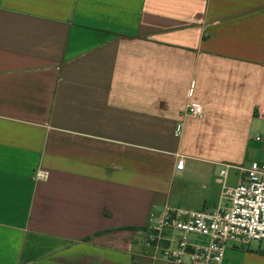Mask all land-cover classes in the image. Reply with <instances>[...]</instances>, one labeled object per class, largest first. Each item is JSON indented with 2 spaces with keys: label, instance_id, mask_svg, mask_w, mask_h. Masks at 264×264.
<instances>
[{
  "label": "crops",
  "instance_id": "0c3cea01",
  "mask_svg": "<svg viewBox=\"0 0 264 264\" xmlns=\"http://www.w3.org/2000/svg\"><path fill=\"white\" fill-rule=\"evenodd\" d=\"M257 136L264 0H0V264H176L145 252L150 211L226 205Z\"/></svg>",
  "mask_w": 264,
  "mask_h": 264
},
{
  "label": "built area",
  "instance_id": "2783aa9c",
  "mask_svg": "<svg viewBox=\"0 0 264 264\" xmlns=\"http://www.w3.org/2000/svg\"><path fill=\"white\" fill-rule=\"evenodd\" d=\"M202 113L199 104L187 108L190 118H200ZM183 132L184 122L179 121L174 134L181 137ZM254 140L264 150V136ZM183 167L180 158L177 168ZM232 168L239 171V178L234 187H223L226 205L212 211L171 205L150 211L143 243L150 258L176 264H222L229 245L248 247L258 243L264 252V163L225 166L220 176L225 179ZM37 177L45 178L46 173L38 172Z\"/></svg>",
  "mask_w": 264,
  "mask_h": 264
},
{
  "label": "rangeland",
  "instance_id": "374dc122",
  "mask_svg": "<svg viewBox=\"0 0 264 264\" xmlns=\"http://www.w3.org/2000/svg\"><path fill=\"white\" fill-rule=\"evenodd\" d=\"M255 159H258V158H255ZM258 160H263V158H259ZM221 169H223V168H220L218 171L220 172ZM215 178L216 179H219V174L218 173H216ZM235 182H236V178L234 177V173H231V175L227 179V182L226 183H227L228 186H232V185L235 184ZM218 188L221 189L222 188V185L221 184H218ZM206 211H210V210H206ZM253 245H258V244L257 243H253Z\"/></svg>",
  "mask_w": 264,
  "mask_h": 264
}]
</instances>
